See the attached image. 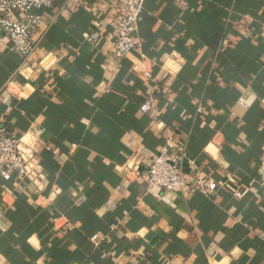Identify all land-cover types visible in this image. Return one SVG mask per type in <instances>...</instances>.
Here are the masks:
<instances>
[{
  "label": "crops",
  "instance_id": "obj_1",
  "mask_svg": "<svg viewBox=\"0 0 264 264\" xmlns=\"http://www.w3.org/2000/svg\"><path fill=\"white\" fill-rule=\"evenodd\" d=\"M119 10L57 0L26 62L0 45V125L44 175L0 176V264H264V0H147L126 59ZM169 139L188 184L224 185L147 192Z\"/></svg>",
  "mask_w": 264,
  "mask_h": 264
},
{
  "label": "built area",
  "instance_id": "obj_2",
  "mask_svg": "<svg viewBox=\"0 0 264 264\" xmlns=\"http://www.w3.org/2000/svg\"><path fill=\"white\" fill-rule=\"evenodd\" d=\"M57 0H0V45L7 41L12 53L26 62L37 50L43 40V12L52 9ZM119 7V13L110 25L115 33L113 39L114 58L126 59L132 52L141 48L135 38L139 30L142 13L147 0H110ZM182 4L184 0H173ZM142 64L134 71L146 82L153 80V73L145 65L146 55H141ZM145 115L154 112V104L147 99L140 107ZM174 143L168 140L159 149L148 173L143 176L147 192L153 189L174 191L176 189L190 194L212 195L224 184L214 179L198 177L194 184L185 181L187 155L182 151H172ZM15 175L19 180L42 183L43 171L32 149L24 145L23 138L10 133L0 125V176L10 180ZM248 191L234 190V196L242 199ZM96 245L103 241L99 235L91 238Z\"/></svg>",
  "mask_w": 264,
  "mask_h": 264
}]
</instances>
